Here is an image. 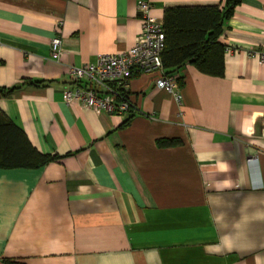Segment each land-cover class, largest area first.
Segmentation results:
<instances>
[{
  "label": "crops",
  "instance_id": "crops-1",
  "mask_svg": "<svg viewBox=\"0 0 264 264\" xmlns=\"http://www.w3.org/2000/svg\"><path fill=\"white\" fill-rule=\"evenodd\" d=\"M139 1L160 23L167 8L223 4L0 0V87L42 82L0 98V113L59 156L0 166V264H264V0L224 22L222 77L173 73L180 103L157 74H134L130 116L66 104L62 92L84 85L71 67L134 45Z\"/></svg>",
  "mask_w": 264,
  "mask_h": 264
},
{
  "label": "trees",
  "instance_id": "trees-1",
  "mask_svg": "<svg viewBox=\"0 0 264 264\" xmlns=\"http://www.w3.org/2000/svg\"><path fill=\"white\" fill-rule=\"evenodd\" d=\"M220 6L175 7L163 13L162 28L165 49L161 55L162 68L167 75L186 66H193L202 74L222 77L224 46L219 42L223 24L234 13L241 0H221ZM25 84L35 86L42 82L25 81L10 88L0 87V98L7 97ZM123 95H126L123 91ZM178 141L159 140V147L178 145ZM59 156L39 153L21 130L0 113V166L43 167Z\"/></svg>",
  "mask_w": 264,
  "mask_h": 264
},
{
  "label": "built area",
  "instance_id": "built-area-1",
  "mask_svg": "<svg viewBox=\"0 0 264 264\" xmlns=\"http://www.w3.org/2000/svg\"><path fill=\"white\" fill-rule=\"evenodd\" d=\"M149 9L148 2H138L141 30L131 48L113 55H99L95 63L69 69L71 79L75 83L84 80V85L62 92L66 104L78 102L96 114L130 116L136 111L127 94L129 81L134 74H157L156 86L170 94L176 103L181 102L177 75H167L162 68L161 55L165 49L162 23L150 17ZM60 53L61 39L55 37L50 42L51 58L57 61ZM260 56L264 61V51L260 52ZM123 91L126 95H123Z\"/></svg>",
  "mask_w": 264,
  "mask_h": 264
}]
</instances>
